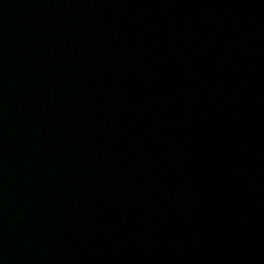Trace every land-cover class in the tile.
I'll return each instance as SVG.
<instances>
[{
  "label": "water",
  "instance_id": "95a60500",
  "mask_svg": "<svg viewBox=\"0 0 264 264\" xmlns=\"http://www.w3.org/2000/svg\"><path fill=\"white\" fill-rule=\"evenodd\" d=\"M0 264H214L187 0H0Z\"/></svg>",
  "mask_w": 264,
  "mask_h": 264
}]
</instances>
